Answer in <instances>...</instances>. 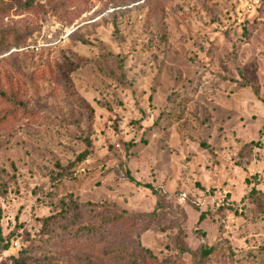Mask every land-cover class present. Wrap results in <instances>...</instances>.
<instances>
[{
    "label": "rangeland",
    "instance_id": "374dc122",
    "mask_svg": "<svg viewBox=\"0 0 264 264\" xmlns=\"http://www.w3.org/2000/svg\"><path fill=\"white\" fill-rule=\"evenodd\" d=\"M0 231V264H264V0H0Z\"/></svg>",
    "mask_w": 264,
    "mask_h": 264
},
{
    "label": "trees",
    "instance_id": "16d2710c",
    "mask_svg": "<svg viewBox=\"0 0 264 264\" xmlns=\"http://www.w3.org/2000/svg\"><path fill=\"white\" fill-rule=\"evenodd\" d=\"M27 3H29V1H27ZM87 152L86 153H83L80 158H84L86 156ZM128 176H129V173H128ZM53 218H48V220H52ZM205 220V215H201L200 217V223L203 222ZM2 241H3V236L1 234V231H0V245L2 244ZM1 247V246H0ZM11 264H27V262L25 260H23V258L19 257L17 259H13Z\"/></svg>",
    "mask_w": 264,
    "mask_h": 264
}]
</instances>
